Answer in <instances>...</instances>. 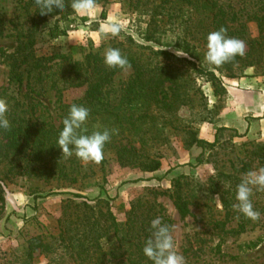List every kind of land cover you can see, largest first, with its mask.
Here are the masks:
<instances>
[{"label":"rangeland","instance_id":"1","mask_svg":"<svg viewBox=\"0 0 264 264\" xmlns=\"http://www.w3.org/2000/svg\"><path fill=\"white\" fill-rule=\"evenodd\" d=\"M36 2L0 0L5 30V35L0 36V89H6L9 108L17 104L21 116L40 127H58L70 105L83 99L85 87H68L60 92L50 88L40 94L26 95L25 89L16 90L8 82L9 66L2 53L12 51L18 40L24 38L21 34L32 33L36 55L49 56L59 52L72 60H82L90 50L104 54L115 45L124 50L146 52L139 45H148L176 54L180 50L172 44L177 33L185 31L187 40L195 42L199 49H206L201 30L194 27L200 14L194 12L188 22H181L188 18L187 11H174L175 16L170 22L166 21L167 16H158L156 20L163 30L161 45L143 39L142 32L150 19L151 8L159 0L99 1L94 21L72 10L66 18L48 13L47 19L38 26L32 21ZM175 2L172 5L176 8L180 3ZM56 18L57 24L66 28V34L50 38L48 30ZM82 18L85 19L82 21ZM109 20L122 25L118 36L101 31L102 25ZM248 30L255 35V24L248 23ZM240 40L244 42L246 52V42ZM132 75L133 70L125 67L113 76L107 87V99L113 105H117L122 88ZM220 77L225 93L216 97L211 83L205 77H196L192 73L189 78L193 80L191 100L178 112V128L158 125L146 133L142 151L159 160L160 165L155 171L146 170L139 163L120 164L110 148L104 151L103 158L107 160L104 163L89 162L85 165L78 158L71 163L64 161L71 165L64 174L58 172L57 165L51 167L49 159L44 163L47 159L31 160V157L20 155L15 156L18 159L13 158L11 163H1L0 183L4 187L0 191V264H76L55 243L59 232L58 218L64 208L67 212L73 211L68 202L71 196L42 197L51 191L78 192L106 200L119 222L126 219L130 204L139 198L160 205L162 214L171 221V234L186 264H264V191L254 190L251 197L254 208L261 213L258 220L246 218L233 208L237 203L236 187L241 178L250 170L264 166V74L247 67L236 77ZM251 77L255 78L254 81H250ZM50 78L55 80L58 77L53 75ZM245 79L248 82H244ZM241 85L251 89L252 93L248 92L245 98H228L227 87ZM245 101L252 109L244 110L242 115L239 108ZM234 120H241V124L248 122L246 130L242 125L239 132L232 124ZM186 125L195 128L199 138L209 141L213 140L218 126L231 131L223 132L219 143L206 150L202 162L197 164L196 156L201 150L186 145L187 136L183 130ZM156 128L160 129L159 133ZM232 130L237 132V136H232ZM121 142L127 143L125 139ZM130 144L140 147L138 141L131 140ZM243 164L246 166L242 167ZM176 177L180 178L182 192L189 200L188 214L184 217L179 215L170 196L172 180ZM138 178L139 181L132 182ZM105 206L102 204V210L106 209ZM31 237L48 242L50 251L36 249L28 256L27 240ZM106 264L123 263L113 260Z\"/></svg>","mask_w":264,"mask_h":264},{"label":"trees","instance_id":"2","mask_svg":"<svg viewBox=\"0 0 264 264\" xmlns=\"http://www.w3.org/2000/svg\"><path fill=\"white\" fill-rule=\"evenodd\" d=\"M99 1L104 0H96V3ZM71 2L64 0V10L58 11L53 8L49 15L66 18L72 11ZM173 2L180 5L175 8ZM174 11L188 12V18L181 22L190 21L192 12L200 14L194 27L195 30H201L204 46L206 36L223 26L227 29L229 37L245 40L247 45L245 55L237 56L233 61L220 67L210 65L204 58L206 49H199L195 42L187 40V31L177 33V39L172 44L180 51L187 52L185 57H180L170 50L154 49L148 45H139L147 52L124 50L115 45L113 48H119L122 54L127 56L128 67L133 70V75L124 84L117 105H113L107 99V87L121 68L107 67L104 63V54L93 50L87 52L82 60H72L68 55L59 52L49 56H38L34 50L35 41L32 33L28 31L20 35L24 38L18 40L12 51L2 53L9 66L8 82L19 92L25 89L24 95L40 94L50 88L60 92L68 87L84 86V97L77 104L90 109L86 122L88 131H93L97 125L117 130L105 144L104 151L109 148L113 150L116 161L120 164L139 163L146 170L155 171L160 162L142 151V145L147 140L145 135L158 125L178 128L177 121L180 119L178 112L191 100L193 80L189 78L192 73L196 77H205L206 81L211 83L216 97H221L225 93L221 75L233 78L247 67H253L260 74H264V0L239 2L159 0L158 4L151 8L150 19L142 32L143 39L161 45L160 37L163 30L156 19L163 15L167 16L166 21L170 22L175 16ZM46 15L39 12L36 2L33 23L37 26L43 23L47 19ZM84 19L82 18V21ZM54 21L48 30L50 38L65 35L66 28L57 24V18ZM3 22L4 18L0 14V36L5 35ZM248 23L255 24V35L250 34ZM182 62H185V65H182ZM53 75L58 78L53 80L50 78ZM5 90L0 89V98L8 102ZM12 106L6 113L11 127L0 130V164L4 161L11 163L13 158L18 159L15 156L24 155L27 158L31 157V160L47 159L44 163L49 159L52 161L51 167L57 165L58 172L64 174L71 167L64 161L71 163L77 157L75 155L64 157L56 144L63 123L61 122L58 127H40L30 122L28 118L25 120L21 116V110L18 111L17 104ZM67 113L68 111L65 116ZM156 130L159 133L160 129ZM183 130L187 136L186 145L196 146L201 150L196 156L197 164L202 162L206 150L214 148L219 143L223 132L231 131L225 126H218L213 140L209 141L199 138L196 129L190 125H186ZM232 136H237V132L234 131ZM122 139L127 143H122ZM131 140L140 142V147L130 144ZM105 161L107 160L103 158L100 163ZM245 166L246 164L242 165ZM139 180L138 178L132 182ZM171 185L169 191L174 206L179 215L184 217L188 214L189 200L182 192L180 178H174ZM2 187L4 185L0 183V191ZM59 194L71 196L68 202L71 203V207L73 206V211L67 212L64 208L58 218L59 232L55 236V243L74 263L106 264L114 260L123 264H153L142 251L145 240L151 235L150 222L156 217H161L163 223L169 226L171 224L170 219L162 214L160 205L139 198L130 204L126 219L119 222L108 207V201L99 197L90 198L78 192L58 191L48 192L42 197ZM102 204L106 205L105 210H102ZM69 206L68 204L67 207ZM27 243L28 256L36 249L46 252L51 249L50 244L39 237H31Z\"/></svg>","mask_w":264,"mask_h":264},{"label":"clouds","instance_id":"3","mask_svg":"<svg viewBox=\"0 0 264 264\" xmlns=\"http://www.w3.org/2000/svg\"><path fill=\"white\" fill-rule=\"evenodd\" d=\"M37 5L42 15L51 13L53 8L63 11L65 7L64 0H37ZM70 6L76 14L87 16L90 21H94L98 15L96 0H72ZM121 30L122 25L115 20H109L101 27L104 34L111 36H118ZM57 43L54 42V44ZM205 47L206 62L216 67L233 61L237 56L245 55L244 42L238 38L229 37L227 29L223 26L206 36ZM176 54L187 56L185 51H176ZM104 63L109 68L123 69L129 66L127 56L123 55L119 48L111 47L104 53ZM8 110L7 101L0 98V130H7L11 127L6 117ZM89 115L88 107L76 103L71 104L62 121L63 127L56 143L64 157L75 155L85 165L89 162L99 163L103 159L105 144L117 131L97 125L93 131L89 132L86 127ZM254 190L264 191V166L250 170L241 178L236 187L237 203L233 205V208L246 218L256 221L261 213L254 208L251 200ZM150 231L151 235L145 240L142 251L153 264H186L185 257L177 250L171 227L163 223L161 217L151 220Z\"/></svg>","mask_w":264,"mask_h":264},{"label":"crops","instance_id":"4","mask_svg":"<svg viewBox=\"0 0 264 264\" xmlns=\"http://www.w3.org/2000/svg\"><path fill=\"white\" fill-rule=\"evenodd\" d=\"M254 77H251V80L250 81H254ZM242 81V80H241ZM245 81H247L248 82V80H244V82ZM246 82V83H247ZM243 85V84H242ZM239 86V87H227V89H226V92H227V94H228V98H231V99H233V98H242V97H246V95H247V93L248 92H250V93H252V90L251 89H247L246 88V86L244 85V86ZM240 103H242L241 101H239ZM245 104H244V106H241L239 109H240V111H241V114H242V112L245 110V111H247V110H251L252 108H249L248 107V103H246V101L244 102ZM239 106H240V104H238ZM258 109H259V111H260V106H258ZM263 109V108H262ZM263 111V110H262ZM242 115H244V114H242ZM238 118V117H237ZM245 121V120H244ZM233 125H234V127L236 128V129H238V131L239 132H241L242 131V125H244V130H246V127H247V125H248V122H244V124H241V120H234L233 121V123H232ZM250 125H252V123H250Z\"/></svg>","mask_w":264,"mask_h":264}]
</instances>
